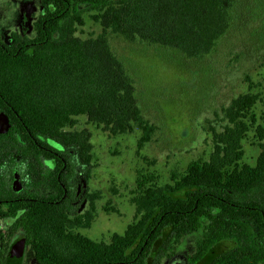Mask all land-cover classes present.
<instances>
[{
	"label": "trees",
	"instance_id": "obj_1",
	"mask_svg": "<svg viewBox=\"0 0 264 264\" xmlns=\"http://www.w3.org/2000/svg\"><path fill=\"white\" fill-rule=\"evenodd\" d=\"M39 1L34 37L13 35L11 45L0 38V115L10 122L0 134V221L12 223L0 243L24 232L42 264H165L200 235L187 264H264V114L255 113L264 98L251 87L225 111V130L213 131L209 161L172 173L164 187L142 177L133 199L137 218L124 234L98 243L74 233L91 228L97 193L87 214L74 217L63 206L95 170L92 134L76 129L79 118L112 137L138 128L140 151L157 131L110 34L202 59L232 28L239 0ZM87 16L102 33L84 40L76 34ZM251 132L260 149L254 166L244 162ZM6 251L3 244L2 261Z\"/></svg>",
	"mask_w": 264,
	"mask_h": 264
},
{
	"label": "rangeland",
	"instance_id": "obj_2",
	"mask_svg": "<svg viewBox=\"0 0 264 264\" xmlns=\"http://www.w3.org/2000/svg\"><path fill=\"white\" fill-rule=\"evenodd\" d=\"M23 1L21 12H25L30 34L38 5ZM11 6L17 12L18 4L0 2V28L9 23L7 17L11 20ZM235 12L236 20L228 34L211 55L202 59H189L156 45L132 44L110 34L112 51L134 80L142 114L157 131L140 151L142 133L138 128L112 137L85 117L79 118L76 129L92 134L95 170L87 186L82 182L77 186L100 198L91 228L78 232L104 243H109L114 234H124L137 218L133 199L143 176L150 178L149 186L164 187L171 184L172 173H185L194 161H209L213 131L220 133L229 125L225 111L232 102L248 93L249 87L264 98V0H239ZM101 33L102 28L87 16L76 35L85 40ZM247 76L251 80H246ZM255 113L264 114L263 102L257 104ZM243 146L244 162L254 166L260 149L253 132ZM17 181L22 184L21 178ZM4 224L0 221V230L6 232ZM199 238H187L166 264H184Z\"/></svg>",
	"mask_w": 264,
	"mask_h": 264
},
{
	"label": "flooded vegetation",
	"instance_id": "obj_3",
	"mask_svg": "<svg viewBox=\"0 0 264 264\" xmlns=\"http://www.w3.org/2000/svg\"><path fill=\"white\" fill-rule=\"evenodd\" d=\"M1 1L2 0H0V2ZM5 1L10 2V4L12 5L18 4L19 7H17V12H15L13 11V6H11L12 11L9 14V18L11 20H9L7 17V20L9 21V23L5 24L4 26H2V28H0V38H2L3 41L7 45H11L13 41L12 39L13 35H19L21 37H31V38L34 37L36 26L39 23V19L41 18L42 12H43V8L41 6L40 1L39 0H26V1H31L35 3L36 5H38V11L32 15L33 21H32V26H31L32 30L30 34H28L26 31L27 20L25 18V12H21V6L24 1L23 0H10V1L5 0ZM19 15H20L19 20L15 21V18L18 17ZM47 164L49 165L50 163H47ZM80 182L84 183L85 186H87L84 180H80L79 182H77L75 195L72 197V195L70 194V197L68 198L69 200H67V202H64V205H63V206L66 205V207L67 206L70 207L72 211V213L70 214L71 216H74V217H79L80 215L87 214L90 210L89 196L91 195V193L89 192L88 189H85L83 191L81 186H77ZM63 188L66 193L65 197H67L68 189H66L65 187ZM55 203L56 205H59L61 201L60 202L56 201ZM51 204H54V203H51ZM4 221H5L4 225L7 226V231H8L12 223L7 220H4ZM8 222L10 223L8 224ZM74 233H77V234L79 233L83 236H86L80 232H74ZM18 234L19 236H17ZM3 237H4V241H2V244L0 243V250L3 247V244L5 245L7 244V251L5 253L4 261H2L1 256H0V264H14V259L16 258L15 252H18L20 249H21L20 251L22 252L21 253L22 255L20 258L21 264H42L41 261L36 259L34 251L31 249L30 245H28L27 237L25 236L24 232L16 233L14 236H3ZM98 243H101V242H98ZM186 258L187 256L184 258V261H183L184 264H187ZM168 261H166V263Z\"/></svg>",
	"mask_w": 264,
	"mask_h": 264
},
{
	"label": "water",
	"instance_id": "obj_4",
	"mask_svg": "<svg viewBox=\"0 0 264 264\" xmlns=\"http://www.w3.org/2000/svg\"><path fill=\"white\" fill-rule=\"evenodd\" d=\"M9 129H10V122H9L8 117L6 115H4V114H1L0 115V134H6L9 131ZM17 180H18V178L16 179V181L14 183V189L16 191H21L22 190V185L21 184L19 185ZM20 250L18 252H15L16 258L14 259V264H21L20 263V258H21V255H22L21 253L22 252ZM151 263H152V261H151Z\"/></svg>",
	"mask_w": 264,
	"mask_h": 264
}]
</instances>
